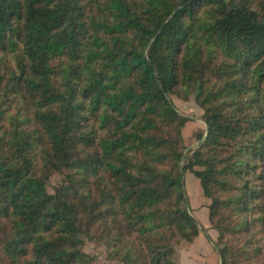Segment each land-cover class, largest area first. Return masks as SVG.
Segmentation results:
<instances>
[{
    "label": "trees",
    "instance_id": "1",
    "mask_svg": "<svg viewBox=\"0 0 264 264\" xmlns=\"http://www.w3.org/2000/svg\"><path fill=\"white\" fill-rule=\"evenodd\" d=\"M193 90L184 159L169 95ZM187 170L224 264H264V0H0V264H92L86 238L181 264Z\"/></svg>",
    "mask_w": 264,
    "mask_h": 264
},
{
    "label": "rangeland",
    "instance_id": "2",
    "mask_svg": "<svg viewBox=\"0 0 264 264\" xmlns=\"http://www.w3.org/2000/svg\"><path fill=\"white\" fill-rule=\"evenodd\" d=\"M195 90L193 93L186 95L184 97H180L176 94H170L169 98L172 100L173 105L176 111L182 116V126H181V135L184 145V156L188 158H192L193 152L199 148L202 143L206 140V121L203 117L204 109L196 102L195 99ZM208 135V134H207ZM197 168H200L199 166ZM186 173L185 176V185L184 189L186 193L190 194L193 198L195 196V192L200 189L202 191L201 184L197 176L191 172L190 170L184 171ZM63 175L61 174H52L49 178L48 190L50 192H54L58 185L61 182ZM195 181V184L193 183ZM186 194V197H187ZM203 194V192H202ZM204 195V194H203ZM205 196V195H204ZM206 197V196H205ZM208 201L211 203V199L206 197ZM209 203V204H210ZM208 204V207H209ZM187 206L188 200H187ZM190 213L191 210L189 209ZM219 219L223 220L222 216H219ZM216 224V223H215ZM211 222V232L217 233L215 244L218 247H222L223 244L218 246L220 230L217 226ZM188 243L185 240H182L179 244H176L177 252L180 245ZM83 250L88 253L92 257V264H126L119 258H114L110 256L109 246L107 243L102 242L97 239H85V243L83 246ZM176 253V257H177ZM178 258V257H177Z\"/></svg>",
    "mask_w": 264,
    "mask_h": 264
},
{
    "label": "crops",
    "instance_id": "3",
    "mask_svg": "<svg viewBox=\"0 0 264 264\" xmlns=\"http://www.w3.org/2000/svg\"><path fill=\"white\" fill-rule=\"evenodd\" d=\"M185 176L186 173H184V183ZM193 183L195 184V181ZM202 192L203 190L198 189L193 198L186 193L191 214L200 224L201 230L191 242L179 246L177 257L181 264H221L222 262L221 252L215 244L217 233L211 232L210 228L208 207L210 201Z\"/></svg>",
    "mask_w": 264,
    "mask_h": 264
},
{
    "label": "water",
    "instance_id": "4",
    "mask_svg": "<svg viewBox=\"0 0 264 264\" xmlns=\"http://www.w3.org/2000/svg\"><path fill=\"white\" fill-rule=\"evenodd\" d=\"M175 12H176V11H175ZM175 12H174L169 18H171V17L175 14ZM208 130H209V128H208V124L206 123V136H207V134H208ZM183 178H184V171H183ZM221 264H224L223 260H222Z\"/></svg>",
    "mask_w": 264,
    "mask_h": 264
}]
</instances>
